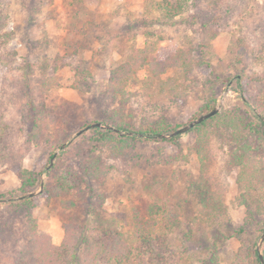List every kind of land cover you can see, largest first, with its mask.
Returning <instances> with one entry per match:
<instances>
[{
	"label": "rangeland",
	"instance_id": "1",
	"mask_svg": "<svg viewBox=\"0 0 264 264\" xmlns=\"http://www.w3.org/2000/svg\"><path fill=\"white\" fill-rule=\"evenodd\" d=\"M158 1L162 0H83L88 13L80 10L83 17L75 26L71 6L74 0H0V7L9 14L7 29L14 32L7 47L18 53L13 71L8 72L0 65V116L9 121L8 152L12 154L10 157H15L13 161L7 155L0 157V194L6 195L5 198L21 196L17 165L42 172L43 183L48 180L45 170L51 169H47L50 156L53 153L58 156L62 150L56 147L58 129L66 132L62 138L66 148L84 129L83 123L101 121L104 111L121 109L136 129L145 128L156 119L167 120L171 129L198 118L200 108L213 93L217 98L215 107L220 106V111L242 105L234 80L222 83L220 77L226 71L241 70L235 68V56L228 52L233 40H245L249 50L257 48L264 29V0H225L222 5L225 10L215 13V17L211 15L209 0H169L178 4L174 16H164L158 11L155 7ZM207 20L212 24L211 29L203 26ZM214 31L216 35L212 34ZM201 44L208 45L204 53ZM133 46L148 48L149 59L156 61L165 60L177 50L191 49L194 66L182 79L184 89L177 101L160 97L157 79L147 84L146 69L129 85L125 104L120 97L113 101L105 95L111 70ZM200 58L210 59L212 69L195 65ZM244 62L243 84L255 92L252 78L264 75V60L248 51ZM28 64L32 66L29 72ZM48 76H53L57 83L46 90L42 79ZM26 81L31 84L34 103L40 106L44 101L53 108L57 121L32 130L33 119L26 108ZM90 130L84 133L90 135ZM36 132L40 134L38 141H34ZM196 139V132L191 131L175 142L139 141L126 157L110 159L113 167L95 185L94 202L97 204L103 195L102 217L117 218L118 226L124 227L123 214L133 212L134 208L145 212L155 193L160 199L164 196L163 187L153 192L146 188L149 181L159 180L169 188L170 204L177 207L183 219L172 234L181 240L184 233L190 232L194 238L188 243L190 255L183 264H231L238 253L257 248L260 238L256 236L261 234L264 211L254 212L251 224L245 223V218L249 208L257 207L248 204L251 195L261 198V207L264 198L237 182L239 169L228 166L233 145L225 134L209 133L204 145V172L194 149ZM56 160L57 157L53 165ZM258 166L262 167L261 160ZM200 179L225 206L219 222L209 227L201 224L198 208L190 204L181 206L186 188ZM41 184L32 192L40 190ZM43 192L44 186L42 193L35 195L40 196L32 214L39 231L50 234L52 241L59 244L64 236L63 220L70 215L69 210L65 201L50 199ZM10 221L5 206H1L0 224L7 222V227L5 230L0 227V264H15L18 252L28 246L27 223L23 219ZM242 226L244 230L240 231Z\"/></svg>",
	"mask_w": 264,
	"mask_h": 264
},
{
	"label": "trees",
	"instance_id": "2",
	"mask_svg": "<svg viewBox=\"0 0 264 264\" xmlns=\"http://www.w3.org/2000/svg\"><path fill=\"white\" fill-rule=\"evenodd\" d=\"M224 2L225 0H209L208 6L212 7L213 17L215 13L225 10L222 7ZM71 6L72 24L76 26L83 17V12L80 10L87 13L88 10L83 0H74ZM179 6L181 8L182 5L179 4ZM155 7L164 16H174L178 10V4H173L169 0L156 2ZM230 8L231 6L228 7ZM197 20L198 18L195 19ZM85 21L87 25L88 20ZM8 24L9 14L0 7V65L5 66L7 71L11 72L18 53L7 47L14 34L13 31L7 29ZM203 26H209L208 29H211L212 24L207 20ZM212 34L217 33L214 31ZM76 45L80 44L76 43ZM245 45L243 39H235L231 42L228 52L235 56V68L241 70L232 72L229 70L220 77L222 83L234 80L242 105L226 108L186 133L195 131L197 134L194 149L200 158L203 172L206 165L204 145L208 141L209 133L225 134L233 145L228 166L239 169L237 182L242 188L249 192H258L259 196L264 198V75L253 76L252 80L256 85L255 92L248 90L243 84L246 77L244 65L246 53L250 51V54H256V57L264 60V29H262L254 51L249 50ZM201 48L204 53L208 45L201 44ZM148 53L146 47L143 49L136 46L131 47L124 59L111 70L105 95L113 101L120 97L123 100L122 103L125 104L129 85L141 70L146 69L148 71L147 84L151 85L157 79L160 82V97L172 102L177 101L181 96L180 91L184 89L182 79L191 73L192 66H194L191 49L177 50L163 61L150 60ZM195 65H206L210 69L213 67L211 60L205 58H200ZM31 68L30 64L26 66L28 72ZM163 75L166 77L163 78ZM42 83L48 90L57 82L53 76H48L47 79H42ZM30 85L26 81L25 95L28 99L26 108L29 110L30 118L33 119L32 130H38L45 123L49 125V122L57 121L58 117L57 112L44 101L40 106L34 103ZM216 101L217 98L213 93L200 108L199 115L213 110ZM102 113L103 123L112 125L123 133L91 128L90 135L83 132L77 136L74 143L63 148L65 140L63 141L62 138L66 132L58 129L56 147L62 150L56 156L57 160L53 167L45 170L48 180L44 183L41 180L42 172L35 173L21 165L15 166L21 180V196L31 193L37 185L43 183V195L50 199L60 198L65 201V208L70 214L67 219L63 220L64 236L61 242L56 244L52 241L50 234L39 231L37 220L32 214L40 195L15 199L14 197L5 198L6 195L0 194V207L5 206V211L11 218L10 222L23 219L27 223L25 232L29 240L28 246L18 252L15 264H183L189 258L188 243L194 240L193 235L190 232L184 233L185 238L180 240L179 236L175 237L172 234L175 227L182 225L183 219L177 207L170 204V190L161 181L151 180L146 188L153 192L163 187L164 196L160 199L159 194L155 193L153 201L146 207L145 212L134 208L133 212L123 214L124 227L118 226L117 218L102 217L103 195H100L101 200L99 199L97 204L94 202L95 185L101 182V179L113 167L109 163L110 159L126 157L135 150L137 143L141 140L175 142L185 133L169 139H158L155 135L171 132L182 126L177 125L170 129L167 120L156 119L150 121L145 128L136 129L134 122L124 116L121 109ZM90 124L85 122L81 127L85 128ZM128 132H134V134L128 135ZM138 133L144 136H139ZM39 135V132L34 134V141H38ZM10 148L9 121L4 120V116H0V157L6 158V155L10 157L12 155L10 151L8 152ZM54 155L53 153L50 158L52 159ZM13 157H10L12 161L15 158ZM260 160L262 167L258 168ZM250 198L251 201L248 204L257 207L255 210L250 208L247 210L245 223L249 224L254 221V212L264 211L262 210L264 206L260 205L261 198L253 195ZM181 202V206L190 204L198 208L199 220L206 227L219 222L224 213L223 202L214 197L203 179L194 181L186 188L185 198ZM262 216L259 228L261 234H258L256 239L264 233V213ZM6 223L0 224V227H4L3 230L7 227ZM91 223L94 224L92 228ZM239 229L243 231L244 227ZM231 264H261L257 248L252 251L248 250L245 254L238 253Z\"/></svg>",
	"mask_w": 264,
	"mask_h": 264
},
{
	"label": "water",
	"instance_id": "3",
	"mask_svg": "<svg viewBox=\"0 0 264 264\" xmlns=\"http://www.w3.org/2000/svg\"><path fill=\"white\" fill-rule=\"evenodd\" d=\"M220 108H221L220 106H216L210 112L200 115L198 118H196L195 120H193L190 123L186 124L185 126H182V127L178 128V129H176L174 131H171V132H164V133L156 134L155 138H158V139H169V138L175 137V136H177L179 134L186 133V132L190 131L192 128H194L196 125H198L201 122L205 121L206 119L216 115L220 111ZM91 128L109 129V130H114L116 132H121L119 129L115 128L112 125L105 124V123H103L101 121H97V122H94V123L90 124L86 128L80 130L77 133V135H81L83 132H85V131H87V130H89ZM121 133H123V132H121ZM127 134L128 135H133L134 132H128ZM138 135L139 136H144L142 133H138ZM66 145L67 144L65 143V144L62 145V147L64 148ZM56 156H57V154H55L54 157L51 159V162H50L49 166L47 167V169H50L52 167L54 158H56ZM43 186H44V184L42 183L40 190L35 191V192H31V193H29L27 195H24V196H20L19 199H22L23 197H32V196H35V195H38V194L42 193ZM263 245H264V233L262 234V236L260 237V239L257 242V252H258L261 264H264Z\"/></svg>",
	"mask_w": 264,
	"mask_h": 264
}]
</instances>
